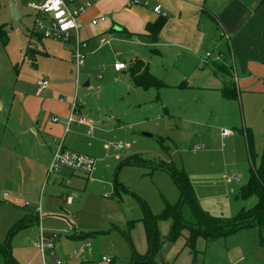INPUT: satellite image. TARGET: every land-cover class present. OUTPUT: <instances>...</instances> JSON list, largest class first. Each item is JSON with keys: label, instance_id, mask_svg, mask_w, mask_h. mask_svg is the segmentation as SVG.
I'll return each mask as SVG.
<instances>
[{"label": "crops", "instance_id": "obj_1", "mask_svg": "<svg viewBox=\"0 0 264 264\" xmlns=\"http://www.w3.org/2000/svg\"><path fill=\"white\" fill-rule=\"evenodd\" d=\"M17 1L10 3L18 12V19H13L20 21L27 6ZM43 1L30 0L29 4ZM69 3L72 10L84 8L78 15L79 30L74 33L86 43V65L79 74V84L73 65L74 42L45 38L35 28L27 33L35 49L31 50L29 44L24 50L22 68L16 64L20 58L16 61L9 57L10 70L0 61V192L9 193L8 198L0 201V264H6L4 251L10 252L14 264H55L56 260L60 264H107L102 261L105 255L94 258L96 251H103L100 241L106 235L97 230L117 231L130 241L137 252L132 256L133 264L136 255L148 254L151 250L148 217L140 216L143 224L138 225L140 218L126 213L133 193L122 174L125 170L130 179L135 173L140 175L139 171H131L133 168L145 167L151 178L157 172L159 178L167 173L175 184L168 170L159 165L174 163L167 157L172 156L173 146L167 143L177 147L189 139V132L180 131L182 122L200 128L205 126L201 119L207 117L212 124L208 136L201 139L202 145L194 149L201 159L197 164L189 166L186 162L180 167L188 174L202 207L205 205L192 173L204 172L203 178L206 168L221 165L223 171L233 170L231 183H240L246 176L244 170L237 168L240 155L245 161L248 157L253 166L264 167V0H71ZM158 6L162 10L155 13ZM37 16L34 11V22ZM47 19L50 23L51 19ZM7 28L0 26L3 42L9 39ZM118 63H124L126 68L116 71ZM25 64L32 65L26 76ZM11 72L16 81L7 95L5 87L12 83ZM149 76L156 78V84ZM39 79L50 81L49 88L41 94L37 89ZM230 83L235 84L237 93L227 98L223 90ZM153 89L158 93L159 108L151 110L147 106ZM163 91H176L170 93L178 98L177 108L182 111L184 107L188 113L193 108L191 118L174 119L161 100ZM193 92L200 94L189 97ZM76 100L77 114L73 111ZM79 117L87 124L79 123ZM72 118L75 121L69 124ZM152 119L157 120L158 127L163 126L159 134L162 151L155 152L160 157L157 162L137 154L136 148L138 123ZM172 119L177 123V133H173V124L169 123ZM88 124L94 127L93 132ZM223 130H232L234 134L224 138ZM238 131L243 138L236 136ZM146 132L144 138L153 139L151 132ZM249 138L253 140L252 153ZM61 144L97 158L94 174L87 177L63 168L48 176L53 154ZM220 153L221 157L212 158ZM251 171L239 193L248 184ZM180 198L181 193L179 201L172 204L166 201L164 209L156 215L149 212L145 201L140 202L147 216L157 217L167 206L179 204ZM252 198L256 197L243 200ZM91 200L96 203L94 208L102 210L106 219L104 228L90 229L81 224L80 215L88 216L93 211ZM254 202L251 208L258 204V198ZM26 203L41 205V215ZM159 221L169 223L170 234L174 220ZM127 224L128 232H123ZM88 230L95 233H87ZM168 236L170 251L165 255L159 252L155 264H180L183 255L189 264L192 256L196 259L201 253L198 248L205 247V254L211 244L217 245L221 240H225L226 246L219 249L218 261L210 260V264H264V247L259 244L257 227L243 228L213 241L199 237L193 245L189 242V228L173 243ZM42 238L46 243L54 239V255L46 251L43 256L38 249ZM232 239L234 242L228 244ZM207 262L204 258L203 264ZM111 264L123 263L114 257Z\"/></svg>", "mask_w": 264, "mask_h": 264}, {"label": "rangeland", "instance_id": "obj_2", "mask_svg": "<svg viewBox=\"0 0 264 264\" xmlns=\"http://www.w3.org/2000/svg\"><path fill=\"white\" fill-rule=\"evenodd\" d=\"M30 0H18V4L20 3L22 6H27L26 15L20 20L16 21L13 19V9L14 4H11V0H0V26L8 27L6 31L8 32L9 39L7 42H3L0 38V61H3L4 66H6L7 69L10 70L8 64L9 61L12 59H16V64L22 68V64L24 63L23 60H25L24 56V50H26L30 44L29 38L27 33L31 32L34 29L35 22L32 18L34 15V11L30 8L29 4ZM31 3V2H30ZM9 18L11 21H9ZM9 22V23H8ZM39 34H41L39 31H37ZM23 52H22V51ZM19 52L20 54H17ZM11 59H10V58ZM29 58V57H26ZM3 65V64H2ZM24 74L25 76L28 75L32 69L31 64H25L24 65ZM6 73L8 71H5ZM13 75V73L11 72ZM15 76H17L16 71L14 73ZM13 75L12 83L11 85H8V87H5L7 95H10V91H13L16 77ZM7 76V75H6ZM82 80V76H81ZM83 81V80H82ZM10 87V89H9ZM13 87V88H12ZM170 92H176V91H170ZM168 93L166 91L161 92V100L164 101L171 114L175 116L174 119H184L185 117L191 118V113L193 112V108L189 109V112H186L187 109L183 107V110L181 111V108H177L176 101L178 98L176 97L175 93ZM178 92V91H177ZM151 99L150 103L147 106V109L154 110V107L159 108L158 104V98H157V92L155 89L151 90ZM198 92H193L190 94L189 97L193 98L196 95H199ZM200 98V97H199ZM189 105V104H188ZM187 106V105H186ZM185 106V107H186ZM174 119L169 121V123H172L171 128L174 129L173 133H177L175 125L177 124L174 122ZM203 122H205V126H200V128H194L191 123L185 121L182 122L184 126L181 127V132L188 133L189 135L187 141L182 144H177V147H179V150H177V147H174L172 143L167 145L169 147H172V156L167 155L168 158H171V160L174 161L173 167L175 166L176 169L180 170V167H182V163H186L190 165L197 164L198 160L201 159L199 152L198 154L195 153L194 149L197 146H201L202 142L201 139L204 135H207L210 133L209 130L211 122H209V118L205 117L201 119ZM157 120H150L148 123H142L139 122L138 127L136 129L137 133V139L139 140V145L137 150L139 152L137 154H141L145 159L152 160L153 162H157L160 157L155 152L160 153L161 146L163 145L161 140L159 139V134L161 128L163 126H159L156 124ZM175 123V124H174ZM146 131H150L149 135L153 136V139H145L143 136V133H147ZM154 133V135H153ZM172 133V132H171ZM236 136L241 137L242 134L238 131L236 132ZM175 140H179L178 138H175ZM208 145V144H207ZM210 147V146H209ZM208 147V148H209ZM185 150V151H184ZM155 153V154H154ZM164 155V154H163ZM162 155V156H163ZM221 157L219 155H214L212 158ZM164 158V156H163ZM204 158V156H202ZM164 160H167L164 159ZM221 160V158L219 159ZM259 168L257 165L253 166L247 157V160L245 161L242 156L240 155V164H238L237 168L242 169L246 172L245 178H243L242 182H236L234 181L231 183L232 179V173L233 170L230 169L228 172L223 171L222 166H217V168L210 167L206 168L208 169L207 172H205L204 177L202 178L204 172L202 173H192L193 175V181L196 185L199 197L202 200V204H200L202 211H204L207 215L211 217H226V218H234L238 215V212L241 211L243 208L249 210L254 204L256 198L249 199L248 201H244L239 194V189L241 188V185L244 184L245 180L250 175V170H254V168ZM131 171H139L140 175L137 176L135 173V177L133 178H127L126 177V171L124 170V173L122 174V179H128L127 186L130 187L131 193H133V196L130 195V202L126 205V213L129 212L132 216H137V219L139 222L138 225L143 224L141 220V217H148L146 215V211L143 210V207L141 205L140 200L146 202L149 212L152 215H156L157 213L161 212L165 207V202H169L170 204L175 203L179 201L180 192L178 187L173 183L170 176L166 173L164 174V178H159V173L157 172L156 176L154 178H151V172L147 170L145 167L140 168H133ZM251 171V172H252ZM201 177H200V176ZM224 176L222 178L221 176ZM232 175V176H231ZM132 176V175H131ZM231 183V184H230ZM197 197V196H196ZM97 200V198H96ZM92 205L90 206L91 215H80L81 218V224L87 228L95 229V228H104L106 225V219L102 217V210L101 208H97L95 204L92 202ZM145 212V213H144ZM237 213V215H236ZM146 215V216H145ZM141 216V217H140ZM135 220V219H134ZM168 222L166 221H159L157 230L159 232L160 240H161V251L160 253L165 255V253H169L171 244L167 242L166 238L169 234L167 229L169 228ZM143 227V226H142ZM123 232H128V224L125 228H122ZM95 232H104L106 233L105 237H103V240L100 242L103 243V251L97 252L94 254V258L99 259L101 255H105L108 258L113 261L114 257H118L123 264H133L132 263V256L134 254L135 248L133 245V248H131L130 241L128 242L127 239L124 238V236L117 231L108 233V231L103 230H97ZM92 230H88L87 233H95ZM143 236H146V233L144 232V229H142ZM132 237V233H131ZM140 240V236L137 235V241ZM235 239L228 240V244H232ZM10 241V239H8ZM162 241L165 242V244H162ZM225 240H221L219 244H211L209 248L207 249V252L204 254L205 247L204 248H198V251L201 253L198 254L196 259H194V256L191 257L189 264H203V259L206 258V261H208L206 264H210V260L213 262L218 261V252L219 249L224 248ZM169 247V250H167V246ZM202 247V246H201ZM136 252V251H135ZM137 253V252H136ZM140 254V253H138ZM204 254V255H203ZM146 255V254H145ZM140 256V255H139ZM196 261V262H194ZM180 264H188L187 260H185V255L179 258Z\"/></svg>", "mask_w": 264, "mask_h": 264}, {"label": "trees", "instance_id": "obj_3", "mask_svg": "<svg viewBox=\"0 0 264 264\" xmlns=\"http://www.w3.org/2000/svg\"><path fill=\"white\" fill-rule=\"evenodd\" d=\"M149 77L156 84V78ZM223 91L227 98L233 97L237 93L234 83L227 85ZM248 144L250 147L249 151L252 153V138L248 139ZM159 167L168 170L172 176L180 190L181 201L177 205L167 206L157 217L148 214L147 230L151 237V250L142 257L136 255L134 257L135 264H155L154 259L162 248L159 232L156 230L159 220H174L168 236V241L172 243L179 239L183 230L188 228L191 231L189 242L193 245L199 237H204L207 241H213L220 237L233 235L243 228L257 227L260 229L259 244L264 247V167L254 168L248 184L239 193L240 197L244 200H247L251 196L258 198V204L249 210L240 211L232 220L211 217L202 211L199 200H197L195 195L193 184H191L189 176L185 171L178 170L173 165L168 166L163 164L159 165ZM125 236L129 239L128 233ZM4 253L7 257L6 264H14L10 252L6 253L4 251Z\"/></svg>", "mask_w": 264, "mask_h": 264}, {"label": "built area", "instance_id": "obj_4", "mask_svg": "<svg viewBox=\"0 0 264 264\" xmlns=\"http://www.w3.org/2000/svg\"><path fill=\"white\" fill-rule=\"evenodd\" d=\"M70 1L71 0H44L42 3L32 2L30 3V7L31 9L36 11L38 15L35 20L34 28L36 31H39L41 35H43V37L54 39L56 41L61 40L65 43H71L72 41L74 42L73 65L75 68V73L77 74L76 81L77 84H79V74L86 65V43L83 42L78 35H74V33L78 32L79 30L80 25L78 22V15L81 11L84 10V8L72 10L69 7ZM89 5L90 3L87 6ZM161 10V6H158L154 9L155 13H160ZM47 18L51 19L50 23L47 22ZM94 23H97V21H95ZM29 47L31 50L35 49L34 44H30ZM124 68H126L124 63H118L115 65L116 71H121ZM49 86L50 81H48L47 79L37 80V89L39 94L45 92V90L48 89ZM77 107L78 102L76 100L73 105L74 113L77 112ZM57 120L58 119H55L54 121ZM74 121L75 120L72 118L69 124L73 123ZM78 122L87 124V121L83 117H79ZM88 126H90L91 132H93L94 127L90 124H88ZM233 134L234 132L232 130H223L221 132V136L224 138L231 137ZM113 146L116 148L122 147L121 144H113ZM201 148L202 147H198V150H200ZM97 163L98 159L94 156H88L80 152L77 153L75 151L64 148V145L61 144L53 154V160L48 170V176H52L63 168H67L74 172H79L87 177H91L94 174ZM8 197V192H0V201ZM26 204L28 208H34L37 213L41 215V205H38L36 207L35 205L32 206L29 203ZM87 246H89V244H87ZM37 247L41 251L43 256L46 254V251L52 252L53 255L55 253V250H53V238L50 239L48 243H46L42 238ZM102 261L107 264L112 263L111 259L107 256L103 257ZM55 264H60V262L56 260Z\"/></svg>", "mask_w": 264, "mask_h": 264}, {"label": "water", "instance_id": "obj_5", "mask_svg": "<svg viewBox=\"0 0 264 264\" xmlns=\"http://www.w3.org/2000/svg\"><path fill=\"white\" fill-rule=\"evenodd\" d=\"M13 18L14 19H18V12H17V9H16L15 6H14V9H13ZM149 137H151V136H149Z\"/></svg>", "mask_w": 264, "mask_h": 264}]
</instances>
